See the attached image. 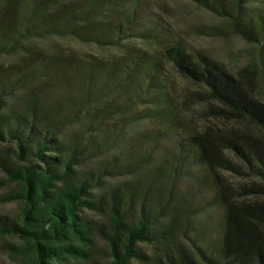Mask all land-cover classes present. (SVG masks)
<instances>
[{
    "label": "trees",
    "instance_id": "1",
    "mask_svg": "<svg viewBox=\"0 0 264 264\" xmlns=\"http://www.w3.org/2000/svg\"><path fill=\"white\" fill-rule=\"evenodd\" d=\"M190 1L218 20L202 34L236 35L248 45L245 65L230 71L178 41L154 51L136 46L162 35L141 0H0V57H16L0 63V144H7L0 188L8 189L0 200L19 207L0 216V235L18 240L7 243L16 264H138L147 245L157 263L198 264L175 242L173 221L159 222L162 196L147 204V187L101 182L135 173L145 154L87 169L114 144L116 128L153 116L150 92L169 70L200 88L186 104H204L207 123L189 143L199 182L211 190L207 204L222 211L218 238L199 258L264 264V0ZM49 39L117 51H53L43 45Z\"/></svg>",
    "mask_w": 264,
    "mask_h": 264
},
{
    "label": "rangeland",
    "instance_id": "2",
    "mask_svg": "<svg viewBox=\"0 0 264 264\" xmlns=\"http://www.w3.org/2000/svg\"><path fill=\"white\" fill-rule=\"evenodd\" d=\"M145 5L151 23L160 28L159 41L141 44L136 40V46L149 51L159 49L163 44L180 42L192 53H205L216 59L230 70L236 71L246 63L245 49L248 45L238 36L225 37L204 35L203 27L219 24L211 13L200 9L190 0H141ZM43 45L51 50L65 52L78 51L97 56H112L115 48H98L94 45H83L66 39H49ZM16 59L15 56L0 57V63L6 65ZM200 89L173 70L159 85L151 90L150 97L154 101L153 116L147 119L131 122L124 128L115 129L114 140L110 149L100 153L95 158L88 159L92 169L101 163H121L131 158V155L145 154L146 162L133 174L103 177V184L118 185L123 190H134L136 187H147L146 203H154L157 195L162 196L164 210L159 222L173 221V237L177 245L184 247L193 254L198 264H203L199 258L200 252L209 253V244L218 238L222 211L218 207L207 204L211 190L206 183L199 182L203 172L197 167L196 150L189 143V138L207 123L199 114L204 104H191L189 109L186 97ZM264 100V86L259 89ZM116 121V120H115ZM114 122H109L111 127ZM74 126L70 127L73 128ZM7 144H0V156L4 154ZM228 175V174H226ZM0 173V177H1ZM234 184L243 182L240 178L228 175ZM0 188V198L7 191ZM18 205L0 200V216L14 215ZM139 213L138 211H136ZM104 220L102 215L95 216ZM18 243L8 235H0V264H16L10 256L7 243ZM146 256L138 264L157 263L156 250L153 245L144 246ZM102 241L95 244L97 261L106 258Z\"/></svg>",
    "mask_w": 264,
    "mask_h": 264
}]
</instances>
